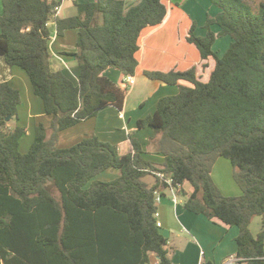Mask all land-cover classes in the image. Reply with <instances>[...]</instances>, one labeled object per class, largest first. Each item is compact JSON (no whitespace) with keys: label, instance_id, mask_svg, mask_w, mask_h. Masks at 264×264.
<instances>
[{"label":"trees","instance_id":"16d2710c","mask_svg":"<svg viewBox=\"0 0 264 264\" xmlns=\"http://www.w3.org/2000/svg\"><path fill=\"white\" fill-rule=\"evenodd\" d=\"M220 9L208 15L205 36L194 23L186 40L201 62L186 71L147 72L150 79L176 85L179 92L159 100L140 128L155 132L158 166L143 158L132 138V151L97 137L59 148V133L113 106L123 110L127 90L107 78L109 69L135 76L143 31L160 26L169 0H94L78 14L58 16V0H2L0 62L24 70L34 94L52 117L38 124L28 153L20 150L27 129L20 126L21 92L0 85V264H173L168 240L157 226V193L168 184L185 198V208L237 227L236 256L247 264H264V233L254 237L250 225L264 223V2L211 0ZM57 35L77 30L78 83L51 69L50 23ZM213 26L220 32L215 34ZM233 42L223 56L217 37ZM187 83V84H184ZM219 158L231 161L240 196H225L213 179ZM119 170L113 181L95 180ZM154 176L156 183L145 179ZM189 183L188 194L183 185ZM203 264H212L210 262Z\"/></svg>","mask_w":264,"mask_h":264},{"label":"crops","instance_id":"0c3cea01","mask_svg":"<svg viewBox=\"0 0 264 264\" xmlns=\"http://www.w3.org/2000/svg\"><path fill=\"white\" fill-rule=\"evenodd\" d=\"M93 1L61 0L62 5L58 16L62 18L76 16L79 5H86ZM125 1L127 6H130L140 0ZM219 11L211 0H169V14L164 23L155 28H148L142 33L140 51L137 55L139 65L135 76H132V82L126 83V77L119 70L109 69L104 73L119 87L126 88L127 96L123 110L120 111L113 106L107 107L99 111L96 117L60 132L59 148H70L85 138L97 137L101 141L116 145L119 153L126 155L132 151V136L141 144L144 152L143 158L160 166L165 157L158 154L151 144L155 132L150 127L140 128L138 122L154 114L161 98L178 94L179 87L150 79L146 73L186 71L200 64L199 51L187 42V34L195 23L197 26L195 34L205 36L204 27L208 15L215 17ZM2 13L3 3L0 0V15ZM49 28L51 31L49 42L51 69L64 72L73 82L78 83L80 67L77 59L70 55L77 50L78 31L68 30L63 36H59L55 22L50 23ZM212 28L215 32H220L218 26ZM217 28L219 31L216 30ZM4 82H9L21 92L22 103L19 107L18 124L27 125V134L20 144L21 152L25 153L34 143L37 125L41 123L49 128L52 117L45 113L41 99L34 94L27 73L19 67H10L4 60H1L0 85ZM215 168L216 165L213 168V176ZM110 174L113 178L109 181L120 176L119 170L111 169L97 176L95 180L109 182L102 178ZM150 177L154 178L150 175L145 181L154 185L156 178L153 181L148 179ZM186 185L190 187L186 188ZM183 188L188 194L193 191L189 183H185ZM169 193V190H162L161 199L157 205L162 224L161 232L168 240L167 248L173 264L207 262L225 264L230 256L236 255L238 248L236 238L239 235L237 227H230L217 219L210 220L204 215L195 214L185 208V198L182 195L178 194L177 202H174L173 195ZM240 194L242 191L233 189L230 195L239 196ZM253 228L259 232L254 234ZM250 229L254 237L264 233L262 217H255ZM150 264H158V259L153 254Z\"/></svg>","mask_w":264,"mask_h":264},{"label":"rangeland","instance_id":"374dc122","mask_svg":"<svg viewBox=\"0 0 264 264\" xmlns=\"http://www.w3.org/2000/svg\"><path fill=\"white\" fill-rule=\"evenodd\" d=\"M248 4H250L252 7L257 8L259 6V4L261 2H264V0H245ZM71 4V3H70ZM214 5V4H213ZM216 7V6H215ZM219 9V8H218ZM220 10V9H219ZM204 34L207 33L206 28L204 27ZM217 31L218 28L216 29ZM212 31L215 34H218L219 32H215V30L212 28ZM201 36V35H199ZM233 42V39L231 36H225V37H217V41L216 44L214 46V50L216 52H218V54L220 56H223L225 54V52L230 48L231 44ZM229 43V44H228ZM228 45V46H227ZM26 126V127H25ZM23 127H25L27 129V125H23ZM152 129V128H151ZM153 130V129H152ZM154 131V130H153ZM25 137V136H24ZM23 137V138H24ZM29 150L27 152H25L24 154L28 153ZM216 168H215V172H214V181L216 183V185L220 188L221 192L225 195V196H229V197H234L231 196L230 194L233 192V189H238L239 191L240 188L238 186V184L236 183L235 179H234V168L233 165L231 163L230 160L225 159V158H219L216 163ZM154 177V176H153ZM112 175H106L103 176V180H112ZM155 178V177H154ZM154 178L150 177L148 178L149 180H153ZM101 179V178H99ZM97 180V179H96ZM190 187L189 185H186V188ZM171 195V193H169ZM241 195V194H240ZM239 195V196H240ZM258 217V216H257ZM252 231L254 232V234H257L259 231L255 230V228L252 229ZM154 263V260L152 261Z\"/></svg>","mask_w":264,"mask_h":264},{"label":"built area","instance_id":"2783aa9c","mask_svg":"<svg viewBox=\"0 0 264 264\" xmlns=\"http://www.w3.org/2000/svg\"><path fill=\"white\" fill-rule=\"evenodd\" d=\"M58 1H61V0H58ZM60 9H61V6L59 8H57L58 13H59ZM125 82L131 83L132 82V76L126 77ZM154 174L156 176H158L162 182L168 184V188L166 190L170 191V193L173 195L174 202H177V196H178V192L180 190V187L176 188L173 186V180L171 177H167L165 174L158 173V172H154ZM160 199H161V195H160V193H157V197H156L157 203H159ZM155 217L157 219V226L161 227L162 224H161L160 219H159L160 218L159 212H157L155 214ZM225 264H247V263L245 261H243L242 259L238 258L236 255H233V256H230L228 258V260Z\"/></svg>","mask_w":264,"mask_h":264}]
</instances>
